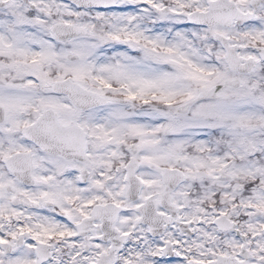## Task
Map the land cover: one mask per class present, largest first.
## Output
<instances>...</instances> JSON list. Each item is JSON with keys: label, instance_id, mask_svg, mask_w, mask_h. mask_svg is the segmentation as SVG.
<instances>
[{"label": "snow or ice", "instance_id": "1", "mask_svg": "<svg viewBox=\"0 0 264 264\" xmlns=\"http://www.w3.org/2000/svg\"><path fill=\"white\" fill-rule=\"evenodd\" d=\"M0 264H264V0H0Z\"/></svg>", "mask_w": 264, "mask_h": 264}]
</instances>
